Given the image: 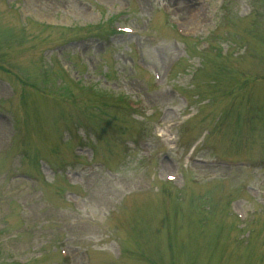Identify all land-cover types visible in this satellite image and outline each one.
Instances as JSON below:
<instances>
[{"label": "rangeland", "instance_id": "374dc122", "mask_svg": "<svg viewBox=\"0 0 264 264\" xmlns=\"http://www.w3.org/2000/svg\"><path fill=\"white\" fill-rule=\"evenodd\" d=\"M0 264H264V0H0Z\"/></svg>", "mask_w": 264, "mask_h": 264}, {"label": "trees", "instance_id": "16d2710c", "mask_svg": "<svg viewBox=\"0 0 264 264\" xmlns=\"http://www.w3.org/2000/svg\"><path fill=\"white\" fill-rule=\"evenodd\" d=\"M91 90H94L93 88H91Z\"/></svg>", "mask_w": 264, "mask_h": 264}]
</instances>
